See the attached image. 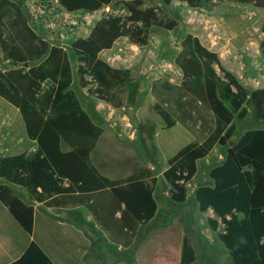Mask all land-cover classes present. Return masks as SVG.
Listing matches in <instances>:
<instances>
[{
  "label": "trees",
  "instance_id": "trees-1",
  "mask_svg": "<svg viewBox=\"0 0 264 264\" xmlns=\"http://www.w3.org/2000/svg\"><path fill=\"white\" fill-rule=\"evenodd\" d=\"M16 1L13 31L9 37L0 33L10 63L7 68L0 66V97L21 113L35 150L0 155V201L29 234L34 230L35 207L10 185L26 189L47 207L83 206L114 242L130 247L139 226L153 220L159 210L154 194L157 179L143 167L125 178L112 179L93 164L91 154L104 129L74 89L72 59L78 62L81 85L92 83L91 94L120 108L131 71L113 66L101 53L121 38L147 46L152 27L172 31L178 23L163 19L160 10L146 0H41L48 9L56 3L68 12L85 13L121 4V11L99 18L89 34L74 39L68 49L40 36L30 25L23 5L26 0ZM162 1L211 9L222 0ZM231 1L264 10V0ZM260 48L264 57V39ZM175 65L182 73L180 81L161 76L152 83L154 111L167 129L181 123L199 139L167 161L163 176L170 198L175 203L186 202L199 161L216 145L228 147L224 161L210 170L212 183L197 186L194 199L202 212L213 210L215 217L208 218L212 230L224 225L219 238L233 264H264V129H248L237 143L229 145L236 132L235 120L247 117L248 105L257 118L264 119V87H246L225 67L218 52L191 33L183 38ZM196 261V249L185 235L181 264ZM8 264L54 263L33 240Z\"/></svg>",
  "mask_w": 264,
  "mask_h": 264
},
{
  "label": "rangeland",
  "instance_id": "rangeland-1",
  "mask_svg": "<svg viewBox=\"0 0 264 264\" xmlns=\"http://www.w3.org/2000/svg\"><path fill=\"white\" fill-rule=\"evenodd\" d=\"M146 2L157 7L163 19L176 20L178 25L172 31L152 27L147 46L141 47L128 38H121L113 48L101 53L113 66L125 67L131 71V79L124 87L122 107L115 108L91 94L88 88L93 86L92 83L83 87L78 76V62L76 58L72 60L74 89L84 108L104 129L94 158L91 154L95 166L99 168L97 163H100L104 174L111 178H124L142 167L145 168L157 179L154 194L159 211L153 220L140 226L134 243L127 249H116L100 232L92 229L91 233L96 239L101 238V244L103 241L102 250L107 255V263L127 260L128 264H136L137 251L145 244L141 252L145 263L169 261L172 253H176L174 249H177L170 239L178 240L179 234H185L196 247L195 264H231L229 250L219 238L224 225L221 223L217 231L212 230L208 218L215 217L213 210L202 212L194 199L197 186L212 183L210 170L224 161L228 147L216 145L206 158L200 160L198 173L188 185V200L184 203L173 202L169 185L163 176L167 161L182 147L199 138L181 123L173 128L165 127L163 120L154 111L155 99L151 86L161 76H166L173 82L180 81L182 73L175 65V58L181 49L183 38L191 33L218 52L225 67L236 74L246 87H264V58L260 48L264 39V10L231 0H222L211 9H193L180 2L166 5L162 0ZM15 4H18L16 0H0V33L8 37L17 18ZM23 5L29 14L31 27L40 36L68 49L74 39L88 35L99 18L112 11H121V4L118 3L91 13L68 12L56 3L48 9L41 0H26ZM0 66L10 67L1 41ZM88 80L91 82L90 77ZM248 110L246 118H236V132L229 145L237 143L248 129H264V119L256 117L252 105H248ZM64 149L68 147L64 146ZM34 150L35 144L27 137L21 113L0 97V155ZM13 190L29 203L34 200L25 189L14 186ZM59 214L61 212L53 211V216ZM0 234L3 236L0 248L14 244V255L31 239V234L21 230L18 225L13 227L11 223L1 224ZM7 234L13 236V239L7 241ZM0 259L5 261L8 257Z\"/></svg>",
  "mask_w": 264,
  "mask_h": 264
},
{
  "label": "crops",
  "instance_id": "crops-1",
  "mask_svg": "<svg viewBox=\"0 0 264 264\" xmlns=\"http://www.w3.org/2000/svg\"><path fill=\"white\" fill-rule=\"evenodd\" d=\"M98 144L95 150L97 149ZM95 150L92 152V158H94ZM91 160L95 165L93 159ZM97 164L99 166L98 168L99 171L103 175H105L104 174L105 171L101 169V164L100 163ZM105 176L109 177L108 175ZM127 176L128 175H126L125 177ZM120 178L123 177L112 178V179H120ZM10 186L13 188L16 185L14 186L10 185ZM31 204H33L35 207V215H34V230L33 233L31 234L30 241L23 247V249L17 255H14L15 254L14 244H8L7 247L3 249L0 248V257H8V259L5 261H1L0 259V264H8L9 262L17 259L19 256H21V254L25 251V249L28 247L30 242L33 240L36 241L41 246V248L51 258L54 264H128L127 260H116L107 263L105 259L107 255L102 250V247H104L103 241L101 244L100 241L101 238L96 239V237L92 235L91 233L92 229L95 232H100L103 238H107L109 243H112L116 246V249H120V248L127 249L128 247H124L123 245L114 242L111 239L110 235L94 219L92 213H90L85 207L83 206L47 207L43 203L36 202L35 200H33ZM53 211H59L61 212V214H59V216H53ZM3 223H11L13 227L15 225L19 226V224L11 215L8 207H6L0 201V227L1 224ZM20 229L23 230L21 227ZM184 236L185 234H179L177 237L178 238L180 237V239L178 240L177 239L175 240V238H171V239L169 238L174 244V246L177 247V249H174V252L176 253H172L169 261L162 260L158 264H168V263L181 264ZM10 237H11L10 234H7L6 240L10 241L13 239V236L11 238ZM135 237L133 238L132 244L134 243ZM2 238L3 236H1L0 234V241ZM145 245H142L137 251L136 264H147L144 262V260H142L141 257V252L143 250V247H145ZM228 253L231 258V264H233L231 254L230 252ZM150 264H155V263L151 262Z\"/></svg>",
  "mask_w": 264,
  "mask_h": 264
}]
</instances>
